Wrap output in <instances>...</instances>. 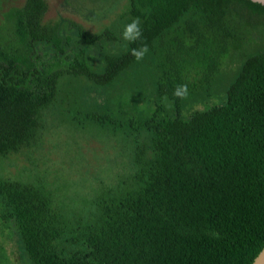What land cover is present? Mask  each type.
<instances>
[{
	"label": "trees",
	"instance_id": "16d2710c",
	"mask_svg": "<svg viewBox=\"0 0 264 264\" xmlns=\"http://www.w3.org/2000/svg\"><path fill=\"white\" fill-rule=\"evenodd\" d=\"M47 12L45 0H26L12 13L28 58L0 54V162L38 142L61 78L111 86L149 52L157 91L176 112L156 109L139 123L152 133L150 146L137 147L135 173L102 190L85 222L71 221L41 185L0 180V222L15 227L29 262L252 264L264 247V50L245 60L221 104L187 117L181 108L197 80L209 83L219 72L237 25L264 26V5L129 0L122 18L129 35L115 52L120 37L111 28L92 33L76 25L75 43L63 41L58 23L44 22ZM95 48L103 51L97 63ZM85 116L116 125L109 115ZM0 264H11L3 246Z\"/></svg>",
	"mask_w": 264,
	"mask_h": 264
},
{
	"label": "rangeland",
	"instance_id": "374dc122",
	"mask_svg": "<svg viewBox=\"0 0 264 264\" xmlns=\"http://www.w3.org/2000/svg\"><path fill=\"white\" fill-rule=\"evenodd\" d=\"M45 1L48 12L44 22L58 23L63 41L75 43L76 25L92 33L111 28L120 37L118 46L111 51L124 50L129 30L122 18L129 0ZM25 2L0 0V54L23 61L28 58L27 41L12 13ZM263 50L264 26L237 25L236 38L219 72L209 83L197 80V89L182 104V115L187 117L195 110L221 104L245 60ZM47 54L46 61L55 64L52 51ZM102 55L101 48L90 52L95 63L101 61ZM156 62V57L147 53L111 86H95L84 77L61 78L58 99L45 112L38 142L0 162V180L41 185L53 194L71 221L91 219L102 190L118 186L135 173L133 160L137 147L150 146L152 133L140 128L139 123L150 118L156 109L169 115L176 112L173 104L157 91ZM86 113L109 115L116 125L97 126L86 119ZM0 246L11 264H31L22 251L15 227L1 222Z\"/></svg>",
	"mask_w": 264,
	"mask_h": 264
},
{
	"label": "water",
	"instance_id": "95a60500",
	"mask_svg": "<svg viewBox=\"0 0 264 264\" xmlns=\"http://www.w3.org/2000/svg\"><path fill=\"white\" fill-rule=\"evenodd\" d=\"M251 1L264 5V0H251ZM252 264H264V247L257 255V257L254 259Z\"/></svg>",
	"mask_w": 264,
	"mask_h": 264
}]
</instances>
